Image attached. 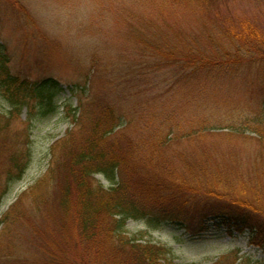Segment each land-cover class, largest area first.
<instances>
[{"label": "trees", "instance_id": "16d2710c", "mask_svg": "<svg viewBox=\"0 0 264 264\" xmlns=\"http://www.w3.org/2000/svg\"><path fill=\"white\" fill-rule=\"evenodd\" d=\"M192 1L200 3L201 0ZM22 18L26 26L30 25L29 19ZM151 18L148 23L128 26L130 57L119 53L118 64L104 62L103 65L102 50L98 54L99 50L94 48L90 53L92 66L81 76L84 82L66 87L53 77L32 81L15 72L6 42L0 39V101L4 107L0 111V156L7 170L0 201L9 185L23 178L32 159L29 135L16 141L15 147H8L11 121L24 115L29 129V123L58 113L65 87L69 98L61 106L70 117L71 126L67 136L49 149L50 165L46 171L50 183L59 189L57 204L62 213H70L71 193L77 194L80 231L86 243L97 247L95 255L108 259L106 262L110 264H178L171 247L129 236L126 231L129 221L143 223L154 230L179 231L181 243L185 239L205 240L212 233L224 232L231 237L235 233H248L264 248V209L256 201L248 203L240 197L216 195L213 189H205V193H198L202 196H197L198 187L187 189L182 181L160 175L161 167L164 168L161 173L169 172V155L175 154L176 145L183 139L222 129L260 134L258 127L264 125V119L254 115L252 119L217 118L212 122L198 119V109L192 111V119H180L187 113L182 108L187 104H178L180 108L170 105L159 114L150 111L158 117V122L135 123L137 117H132L139 111L130 102L131 94L135 98L131 91L136 83L142 84L140 78L149 84V90L161 79L163 95L177 94L178 99L188 96L181 98L182 92L209 91L212 98L215 96L218 110L233 104L226 97L238 84L252 85L258 81L263 90L264 31L244 21L237 23L242 26L240 30L224 31L217 23L188 30L161 20V13ZM135 19L133 15L128 20ZM42 33L35 35L38 45L46 41ZM95 71L106 79L108 92L120 90L118 101H102L97 94L90 96ZM260 96L263 104L264 91ZM78 130L80 136L72 138V133ZM130 130L143 135H133ZM259 138L264 146V130ZM59 144L62 150L55 161L52 152ZM96 176H101L108 187L98 181L94 185ZM44 195L43 192L37 200H44ZM253 199L260 200L257 196ZM9 215L3 216L2 222ZM103 238L109 244L107 250L98 249ZM5 258L9 260L6 255ZM212 264L245 263L230 251Z\"/></svg>", "mask_w": 264, "mask_h": 264}, {"label": "rangeland", "instance_id": "374dc122", "mask_svg": "<svg viewBox=\"0 0 264 264\" xmlns=\"http://www.w3.org/2000/svg\"><path fill=\"white\" fill-rule=\"evenodd\" d=\"M157 13H161V20L188 30L214 23L224 31L240 30L242 26L240 28L237 23L244 21L264 31V0H201L200 3L192 0H0V39L6 42L15 72L32 81L53 77L66 87L84 82L81 76L92 66L90 53L94 48L102 50L103 65L104 62L118 64L119 53L129 56L128 26L148 23ZM133 15L136 19L128 20ZM22 17L29 19L30 25L26 26ZM41 31L46 41L38 45L35 35ZM254 79L257 81V77ZM138 80L142 84L136 83L131 91L135 98L131 94L130 101L134 102L135 111H139L132 117H137L135 123L158 122V117L150 111L159 114L170 105L179 107L178 104H187L181 106L187 113L180 119H192V111L196 109L198 119H211L212 122L217 118L252 119L254 115L264 119V103L260 96L264 86L261 90L258 81L234 86L226 97L233 104L218 110L215 96L212 98L209 91L182 92L181 98L185 94L188 96L178 99L177 94L163 95L161 79L152 84L151 90L142 78ZM65 87L58 113L29 123V129L24 115L11 121L8 147H15L16 141L29 135L32 159L23 178L9 185L0 201V264H110L106 262L108 259L95 255V244L86 243L82 237L76 210L77 194L71 193L70 213H62L57 204L59 189L50 183L47 175L49 149L71 126L70 117L61 106L69 98ZM108 88L104 76L95 71L90 96L97 94L102 101H118L120 90L110 93ZM72 103L75 107V98ZM3 109L0 101V111ZM258 129L263 134L264 125ZM130 133L143 135L133 130ZM80 134L79 130L75 131L72 138ZM260 134L222 129L183 139L176 145L175 154L169 155L168 168L172 174L161 173L164 169L161 167L160 175L182 181L187 189L198 187L197 196H202L198 193H205V189H213L216 195L231 199L240 197L248 203L256 201L258 207L264 209V146ZM60 150L61 144L53 149L55 161ZM168 154L164 157L168 158ZM6 172L0 156V197L6 187ZM41 179L47 182L39 183ZM93 181L94 185L98 181L108 187L101 176ZM60 185L62 187L61 179ZM43 192L45 199L37 200ZM255 196L260 199L258 202L253 199ZM7 213L9 217L2 222ZM126 231L129 236H140L143 240L171 247L178 264H212L230 251L237 253L245 264L264 263V248L248 233H235L233 237L224 232L212 233L205 240L184 238L186 241L181 243L178 240L181 232L170 228L154 230L143 223L129 221ZM103 240L98 249L107 250L109 244L105 238ZM4 255L9 260H4Z\"/></svg>", "mask_w": 264, "mask_h": 264}]
</instances>
